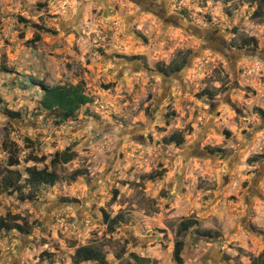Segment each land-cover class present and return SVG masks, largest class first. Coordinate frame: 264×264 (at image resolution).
<instances>
[{
  "label": "rangeland",
  "instance_id": "rangeland-1",
  "mask_svg": "<svg viewBox=\"0 0 264 264\" xmlns=\"http://www.w3.org/2000/svg\"><path fill=\"white\" fill-rule=\"evenodd\" d=\"M78 84L91 101L73 119L40 107L41 85ZM10 143L23 178L76 156L34 199L0 193V217L30 229L0 231V264H74L83 245L106 264H177V239L182 264H264V2L0 0L4 164Z\"/></svg>",
  "mask_w": 264,
  "mask_h": 264
},
{
  "label": "trees",
  "instance_id": "trees-1",
  "mask_svg": "<svg viewBox=\"0 0 264 264\" xmlns=\"http://www.w3.org/2000/svg\"><path fill=\"white\" fill-rule=\"evenodd\" d=\"M262 2H264V0H262ZM255 14L258 16L260 12L256 11ZM251 44H256L254 37L244 38L242 40L241 46L246 48L251 46ZM183 63L184 61H181L180 63H173L168 68L158 67V72L164 76H170L180 72L183 68ZM105 87L108 88V85ZM41 88L43 94L39 102L40 107L43 110L55 114L58 121L61 122L73 119L76 112L82 106L88 104L91 101L90 97L85 94L81 84L71 86L56 85L51 87L41 85ZM4 114L9 120L18 119L20 117V113L9 109H5ZM26 141L33 143L32 139L29 138H27ZM168 141L180 145L183 142V137L173 134L169 137ZM7 152L8 156L6 163L4 164L0 162V193H17L19 200L22 201L25 199H34L36 191L40 187L54 186L60 180V177L54 168L59 165L69 163L76 156L75 152L71 151L70 148H66L63 151H57L53 154L50 160V165L52 167L51 169H48L45 166L43 168H37L36 165H32L25 169L27 177L23 178L20 171L15 168V166L19 165L20 162L17 148L14 147L12 143H10L7 148ZM27 160L38 163L42 162L44 158L32 156ZM80 175L81 173L79 171H75L68 175V179L75 180ZM26 185L29 186V191L27 193L24 191ZM106 220L110 223V230L113 231L112 224H115L117 219L114 218L109 220L106 216ZM195 224V220L193 221L191 219H183L178 225L176 231L177 235L180 236L182 233L189 231V229ZM28 225L29 223L17 214H7L4 217H0V231L15 230L21 234H28L30 233ZM202 235L211 237L212 233L211 231H203ZM183 245L184 243L181 239H177L174 242L173 256L177 264H182L181 251ZM72 262L74 264H80L83 262L106 264V259L100 247L94 245H83L75 248L72 255Z\"/></svg>",
  "mask_w": 264,
  "mask_h": 264
}]
</instances>
